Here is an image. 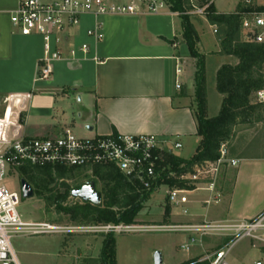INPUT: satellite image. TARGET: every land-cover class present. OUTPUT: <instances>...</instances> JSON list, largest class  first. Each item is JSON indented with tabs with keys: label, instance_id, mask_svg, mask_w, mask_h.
Returning <instances> with one entry per match:
<instances>
[{
	"label": "crops",
	"instance_id": "obj_1",
	"mask_svg": "<svg viewBox=\"0 0 264 264\" xmlns=\"http://www.w3.org/2000/svg\"><path fill=\"white\" fill-rule=\"evenodd\" d=\"M209 4L218 16L238 15L246 7L240 0H209ZM251 4L264 8V0H251ZM16 7L17 0H0V117L5 98L30 94L20 115L25 137L54 138L66 129L86 139L144 134L155 136L163 149L181 159L194 155L199 143L192 107L197 67L176 13L86 16L78 27L60 35L57 49L62 60L53 64L51 78L36 82L42 41L37 36H21L10 24ZM189 22L196 50L204 60V77L206 56L213 60L209 66L215 77L223 66L238 64L236 57L222 52V38L214 37L215 25L206 17L189 18ZM92 30L98 38L87 35ZM215 31L223 32L224 26H215ZM81 45H86V54L72 58L70 50ZM216 93L212 94L214 102L205 96L206 114L212 111L208 118L220 110L223 96ZM174 144L180 148L174 149ZM229 156L238 164L228 168L233 181L227 195L219 191L217 201L204 207L202 201L208 196L195 194L188 215L169 208V225L243 221L264 210V155L229 152ZM198 199L199 207L195 206Z\"/></svg>",
	"mask_w": 264,
	"mask_h": 264
},
{
	"label": "built area",
	"instance_id": "obj_2",
	"mask_svg": "<svg viewBox=\"0 0 264 264\" xmlns=\"http://www.w3.org/2000/svg\"><path fill=\"white\" fill-rule=\"evenodd\" d=\"M186 1L188 4L184 14L206 17L208 4L196 5L194 0ZM240 1L246 6L251 5V0ZM164 10L171 11L167 0H17V7L10 14L9 20L21 36H37L41 39L43 54L36 66L35 81L47 82L51 78L53 64L62 60L57 49L60 35L78 27L84 17L158 15ZM213 29L215 33V26ZM87 35L99 37L96 30L88 31ZM239 35L245 43L264 45V13L250 12L242 15ZM86 52V45H81L78 50L71 49L69 54L76 58L78 53L85 55ZM179 72L177 68L176 73ZM262 73L264 75V63ZM176 88L179 86L176 85ZM30 98V94L17 95L5 98L2 102L4 110L0 117V264H19L11 246L14 237L71 234L80 231L78 228H65L49 223L23 222L16 210L19 195L7 190L4 185L10 170L44 167L73 170L112 168L129 182L138 183L143 191L149 192L163 171V155L170 153L161 147L155 136L144 134H112L86 139L76 137L71 130L66 129L54 138L25 137L21 133L20 115L24 111V102ZM255 100L257 103H264L263 90L255 93ZM173 147L179 149L180 145L174 144ZM237 164L238 161L229 156L226 145L221 144L216 160L194 166L189 173L179 177L183 187L168 190V207L171 210H179L181 216H186L190 198L195 194L208 196L202 201L204 206L215 203L219 198L218 184L222 173L226 168H234ZM73 196L80 199L76 192ZM98 230L119 233L123 230L140 229L108 227ZM145 231L186 234L188 241L180 247L185 253H189L194 246L204 248L208 240H217L216 248L204 253L199 262L264 264V210L249 220L179 223L145 227ZM243 241L249 249L261 253L262 257L253 262L231 261L233 249Z\"/></svg>",
	"mask_w": 264,
	"mask_h": 264
},
{
	"label": "rangeland",
	"instance_id": "obj_3",
	"mask_svg": "<svg viewBox=\"0 0 264 264\" xmlns=\"http://www.w3.org/2000/svg\"><path fill=\"white\" fill-rule=\"evenodd\" d=\"M194 4L200 3L198 0H194ZM243 8L253 10L252 13H258L252 4ZM189 18L196 17L189 16ZM222 33L224 31L221 33L217 31L213 34L214 37L222 38ZM238 40L242 42L240 36H238ZM206 60L205 77L203 73L204 97L209 95L210 100L214 102L212 94L217 95L215 90L216 77L209 66V62H213V60L209 59V56H206ZM197 70L196 68V72ZM260 90L264 91V86ZM251 102L254 103L256 100L252 97ZM260 106L261 108L256 110L249 119H240V122L243 123L233 127L230 137L222 141L229 152L236 153V155L238 153L264 155V103ZM192 107L195 112V96H193ZM211 112L209 110L208 115ZM206 113L205 106V117L208 118ZM77 136L84 137L83 134H77ZM231 172L226 168L219 179L218 190L225 196L233 181V173ZM107 175L111 179H117L114 172H108L104 168L76 170L22 168L10 170L5 177L4 185L7 190L19 195V205L16 210L23 222L49 223L80 230L71 234L14 237L11 240V246L18 263L101 264L100 253L108 233L112 234L115 264H154L153 256L155 253H160L162 264H183L189 261L191 257H193L191 260H201L204 253L213 251L218 245L217 240H208L204 248L194 246L189 253H185L180 247L188 241L186 234L145 231V227L169 225L166 210L169 209L167 194L170 188L161 185L148 193L143 191L138 183L123 182L120 186L113 188L110 198H106L105 192L112 188L113 184L112 181L107 180ZM20 180L26 181L32 188L33 196L31 198L23 199L21 197ZM91 184L95 188L94 202L81 201L73 196L75 192L77 193L83 187ZM63 196H66L64 200H62ZM143 198H146L145 202H142ZM76 206L85 209L87 207H96L99 210L109 209V212H112L116 218L127 211L129 207L138 206L139 209L129 224L123 222L112 224L104 219H98L94 215L91 217L80 215L79 211L65 212L66 209H72ZM195 206H200L199 199ZM108 227H134L140 230H123L119 233L115 231L106 233L98 230ZM261 257V253L249 249L247 243L243 241L233 249L231 261L234 263L244 260L253 262Z\"/></svg>",
	"mask_w": 264,
	"mask_h": 264
},
{
	"label": "trees",
	"instance_id": "obj_4",
	"mask_svg": "<svg viewBox=\"0 0 264 264\" xmlns=\"http://www.w3.org/2000/svg\"><path fill=\"white\" fill-rule=\"evenodd\" d=\"M170 10L178 13L182 20L183 39L187 46L189 55L195 59L197 64V72L195 75V103L196 111L194 117L197 124V137L199 143L196 147L194 155L188 159H181L171 153L163 155L161 167L163 171L154 187L149 192L154 191L161 185L169 188H181L183 182L179 180L182 174L189 173L191 169L200 165L205 161H214L218 157V150L222 141L230 137L233 127L237 126L240 119H249L256 110L261 108L257 102H251V98L255 99V93L264 86V75L261 73L264 63V45H255L238 40L240 15L242 13L253 12L251 9H245L238 15L218 16L214 13L209 0H198L200 5H207L206 20L210 25L224 26L223 37L220 41V47L224 54L234 56L238 59V64L234 67L223 66L216 75V90L223 96L220 110L217 116L213 118L205 117V97H204V79H203V57L196 50V38L189 22V16L184 14L187 10L186 0H167ZM186 7V8H185ZM258 13L264 12V8L254 9ZM51 168V167H44ZM100 168V167H95ZM56 169H66L57 168ZM108 172H114L117 179H111L107 175V180L112 181V188L105 192V197L110 198L113 188L120 186L123 182H129L112 168H104ZM71 170V169H66ZM148 192V193H149ZM67 195V194H66ZM66 196L62 197L64 200ZM146 198L142 199L145 202ZM88 204V203H87ZM109 206V205H108ZM138 206L129 207V209L119 215L117 218L107 210H99L96 207H87V209L76 206L75 208L66 209L65 212L79 211L83 216H95L98 219H104L112 224L121 222L129 224L135 216ZM169 215V209L166 210ZM112 234H107L100 253L101 264H115ZM183 264H207L197 260H189Z\"/></svg>",
	"mask_w": 264,
	"mask_h": 264
},
{
	"label": "water",
	"instance_id": "obj_5",
	"mask_svg": "<svg viewBox=\"0 0 264 264\" xmlns=\"http://www.w3.org/2000/svg\"><path fill=\"white\" fill-rule=\"evenodd\" d=\"M20 195L23 199H29L33 196L32 188L24 180H20ZM77 196L80 199H82L83 201L94 202V199H93V197H95L94 185L91 184L89 186L83 187L81 191L77 192ZM153 263L154 264H162V257L160 255V253L154 254Z\"/></svg>",
	"mask_w": 264,
	"mask_h": 264
}]
</instances>
